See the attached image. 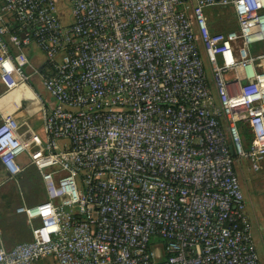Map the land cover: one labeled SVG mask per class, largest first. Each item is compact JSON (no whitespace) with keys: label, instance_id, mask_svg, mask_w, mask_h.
I'll list each match as a JSON object with an SVG mask.
<instances>
[{"label":"built area","instance_id":"obj_1","mask_svg":"<svg viewBox=\"0 0 264 264\" xmlns=\"http://www.w3.org/2000/svg\"><path fill=\"white\" fill-rule=\"evenodd\" d=\"M63 1L0 0V164L45 190L0 264H262L238 165L264 179V0Z\"/></svg>","mask_w":264,"mask_h":264},{"label":"rangeland","instance_id":"obj_2","mask_svg":"<svg viewBox=\"0 0 264 264\" xmlns=\"http://www.w3.org/2000/svg\"><path fill=\"white\" fill-rule=\"evenodd\" d=\"M70 0L61 2L62 9L70 8ZM210 26L213 30L227 31L238 27V22L234 11L231 7H219L208 13ZM264 42H258L252 47H259ZM31 52L33 56L36 55V62L39 64L44 60L43 53L36 47H32ZM37 64V63H36ZM0 83V87H1ZM41 95L42 99H49L51 96L45 88L39 86L35 87ZM39 116V115H38ZM31 125L37 129L38 124L35 120H31ZM245 142L248 141L244 135ZM26 154V153H24ZM28 170V169H27ZM27 170L16 179L3 178L0 176V230H4L5 243L8 247L15 245L18 242L29 240L32 236L30 225L26 217L17 212V208L21 206L26 200L39 201L45 198L44 183L36 188V190H28ZM238 173L240 175L242 187L247 200L248 214L252 221V233L257 244L258 253L262 264H264V179L247 170L245 165H238ZM263 227V228H262ZM1 230V231H2ZM46 264H55L48 261Z\"/></svg>","mask_w":264,"mask_h":264},{"label":"crops","instance_id":"obj_3","mask_svg":"<svg viewBox=\"0 0 264 264\" xmlns=\"http://www.w3.org/2000/svg\"><path fill=\"white\" fill-rule=\"evenodd\" d=\"M1 83V82H0ZM2 85V84H1ZM3 91V86H1L0 87V93ZM16 93H11V94H9V95H7V96H4V97H2V98H0V104H2V105H4V104H9V103H12V101L14 100V99H17V98H19V97H22L20 94L19 95H17ZM28 106L29 107H31V108H36L37 106H38V103L36 102V101H33V102H31V103H29L28 104ZM32 121L33 120H35L36 121V123H38V121L40 122L41 121V119L39 118V116L38 115H36V116H34V117H31L30 118ZM40 127H41V124L39 125L38 124V126H37V129H40ZM30 166H26V168H25V170L27 169V168H29ZM24 170V171H25ZM23 171V172H24ZM23 174V173H22ZM0 176H2L3 178H5V179H7V178H9L8 177V174H7V172H6V170L3 168V166L0 164ZM29 225H30V229H31V224L29 223ZM263 228V227H262ZM2 230V229H1ZM4 230H2V231H0V234H1V237L3 238V242H4V244L6 245V243H5V235H4V232H3ZM255 240V239H254ZM256 243V242H255ZM263 243H264V239H263ZM7 246V245H6ZM8 247V246H7ZM256 247H257V244H256ZM258 250V249H257ZM262 263V262H261Z\"/></svg>","mask_w":264,"mask_h":264},{"label":"trees","instance_id":"obj_4","mask_svg":"<svg viewBox=\"0 0 264 264\" xmlns=\"http://www.w3.org/2000/svg\"><path fill=\"white\" fill-rule=\"evenodd\" d=\"M242 133H243V137L245 135L247 137V139H248V141L245 142L246 145H250L251 140H252L251 133L249 132V130L246 127H243ZM244 140H245V138H244ZM27 169H26L27 170V172H26V174H27V183H26L25 186H26V188H28V190H36V188H39V186L43 182L42 181V177H41V175H40V173H39V171L37 170L36 167L30 166Z\"/></svg>","mask_w":264,"mask_h":264}]
</instances>
